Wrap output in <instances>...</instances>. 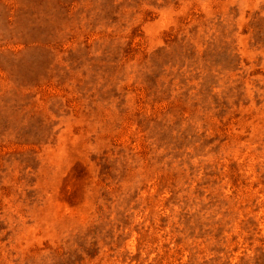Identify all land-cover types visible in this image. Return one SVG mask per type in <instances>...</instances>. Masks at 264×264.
<instances>
[{"label":"rangeland","instance_id":"1","mask_svg":"<svg viewBox=\"0 0 264 264\" xmlns=\"http://www.w3.org/2000/svg\"><path fill=\"white\" fill-rule=\"evenodd\" d=\"M0 264H264V0H0Z\"/></svg>","mask_w":264,"mask_h":264}]
</instances>
